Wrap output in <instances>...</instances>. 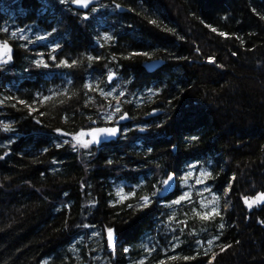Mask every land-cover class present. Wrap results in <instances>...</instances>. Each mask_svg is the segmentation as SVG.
<instances>
[{
  "label": "trees",
  "instance_id": "16d2710c",
  "mask_svg": "<svg viewBox=\"0 0 264 264\" xmlns=\"http://www.w3.org/2000/svg\"><path fill=\"white\" fill-rule=\"evenodd\" d=\"M4 42L13 53L0 66V264H264V205L244 203L264 192V0H107L87 12L71 0H0ZM154 58L165 64L148 71ZM113 88L131 117L119 139L85 149L56 131L112 125L117 100L99 90ZM171 172L174 193L141 209Z\"/></svg>",
  "mask_w": 264,
  "mask_h": 264
},
{
  "label": "snow or ice",
  "instance_id": "6c2138e0",
  "mask_svg": "<svg viewBox=\"0 0 264 264\" xmlns=\"http://www.w3.org/2000/svg\"><path fill=\"white\" fill-rule=\"evenodd\" d=\"M65 2H66V0H60V3H61V4L65 3ZM71 2L74 3V4H77V5L80 6V7H85V8H87V7L89 6L91 0H71ZM115 6H116V8H120V5H119V4H116ZM92 11L94 12L95 9L93 8ZM87 18H88V17H87V15L85 14L84 19H87ZM150 23H152V24H156L157 21H155V20H151ZM2 31H4V32L6 33V32H8V29H7V28H4ZM19 31H23V30L21 29V30H19ZM169 31H171V30L169 29ZM212 31H213V32H216L217 29L213 28ZM11 34H12L13 36H15V35H16V32H12ZM219 35L223 37V36H226L227 34L224 33V32H219ZM21 38L23 39L24 37H21ZM43 38H44V37H39V36L37 37V39H43ZM236 38H237V39H241V42L243 43L242 38H240V37H236ZM104 39H106V40H111L112 37H110V36H108L107 34H105ZM0 48H2L4 51H9L8 45H7L6 43L3 44V45H0ZM59 49H60V45L57 44V45L52 49V51H53V53H55V52L58 51ZM132 55H143V56H145V57H149V56H150V54H149L148 52H143V53H133ZM127 58L130 59L131 56H129V57H127ZM9 59H11L10 56H9ZM50 59L53 60V61H55V60H56V56H55V55H52V56L50 57ZM88 59H89V60H93V59L98 60V59H100V58H99V57H92V56H89ZM210 62H211V61H210ZM3 63H7V61L3 59V53L0 52V64H3ZM33 63H35L38 67H39V66H43V67L47 68V67L49 66L48 63H47L46 61H44L43 59H37V60H34ZM75 63H77V62H76V61H72V62L70 63L69 60H68L67 58H65V59H63V60L60 61V64H61V65H64V66H67V67H72V65L75 64ZM114 77H115V74H114V73H112V72H109V73H108V77H107V79H108V82H109L110 84L113 82ZM87 87H88L89 89H92L93 85H92V84H88ZM99 91H100V94H101L102 96H105L106 98H107V97H113L114 99L117 100V104H116V106L114 107L113 112L108 113L107 116L105 117V119H106L109 123L113 124V126L91 128V130H89V131H83V130H81V131H78V132H76V133H74V134H73V133L63 132V131L60 130V129H57V130H56V131H57L59 134H61V135H64V136H69V135H71L72 138H73L74 140H76L78 143H80L81 146H82L83 148H85V149H88V148L90 147V145H94V144H98V143H100V138H101L102 136L116 137V136H118V134L121 132V128L119 127V125L114 123V120H115L116 115L122 113V110H121V107H120V104H119V96H117V95L115 94V93H116L115 88H113L111 91H107V92H105V91L102 90V89H100ZM119 95L122 96V95H124V93H120ZM6 99H16L17 102H18L19 104L24 105L25 107H27V108L29 109V113H30V114H31V112L34 110L32 104H30L27 100L19 99V98H15V97H10V98H6ZM51 99H52V97H50V96H46V95H45V96H42V97L40 98V100H38V101H36V102H41V101H42V102L46 103V102H48V101L51 100ZM0 103H3V102L0 101ZM12 107H16V104H13ZM126 118H127V113H126V112H124V113H122V114L119 115V119H120V120H124V119H126ZM37 122L39 123V121H37ZM9 128H10V125H4V130H5V131H7ZM140 130L143 131V128H141ZM86 136H87V137H90V139H88V140H82V139H81V138L86 137ZM191 139H192L193 141H196V140L199 139V137L193 136V137H191ZM65 143H68V141H65ZM57 147H59V145H57ZM108 163L111 164L112 161L109 160ZM191 175H192V173L189 172V173L186 174V176H185L183 179H184V180H187V178H188L189 176H191ZM205 175H207L209 178H212V175H213V174H212V172H207V173L201 172V173H200L201 178H203ZM173 178H174V177H173V174H167V179L163 180L161 183H162L163 185H165V186H169V185H170V182L173 180ZM197 183H201V180H197ZM205 190L208 191V192H211V191H212V189H211V188H208L207 186H205ZM123 191H124L123 189L118 190V192H117V196H120L121 193H122ZM160 191H161L160 188H156L154 191L151 192V196H149V195H143V196H140V197H139V201H140V203H139V207H140L141 209L148 207V206L152 203L151 197H155V196H157V194H158ZM65 195H67V193H65ZM126 195H129V196H133V197H134V196H136L137 194H136L135 192H129V193L126 194ZM188 196H189L188 193H184V194L180 195L178 199H175V200L173 201V203H175V204H180L181 201H185L186 198H187ZM122 198H124V197H122ZM213 199L218 200L219 197L213 196ZM258 202H260V203H264V192H260L259 194L255 195V197L252 198L251 200H250L248 197H244V203H245L246 205H248L249 208H251L253 204L258 203ZM201 205L203 206V200L201 201ZM69 207H70V206H69ZM219 214H220V213H218L215 209H213V212H212L211 214L208 213V212H204L203 214L197 213V215H200V218L203 219V220H207V219H209V218H210V215H219ZM261 223H264V221H261ZM83 227H90V225H83ZM219 227H220L221 229H223V228H225V225H224L223 223H221V224H219ZM106 234H107V241H106V242H107V246H108L109 248L114 247V240H113L114 230H113V228L108 227V228L106 229ZM95 235H100V233H95ZM216 239L218 240V239H219V236H217ZM198 243H200V242H198ZM208 243H209V244H212V243H214V241L209 240ZM178 246H179V245H177V247H178ZM228 247H231V245H228ZM155 250H156L155 248L151 249V251H155ZM125 251H127V249H125ZM206 254H207V253H206ZM171 259L175 260L176 257H175V256H172ZM184 259L187 260V259H189V257H184ZM213 259H215V257H213ZM138 264H144V259L139 260V261H138ZM161 264H163V262H161Z\"/></svg>",
  "mask_w": 264,
  "mask_h": 264
},
{
  "label": "water",
  "instance_id": "95a60500",
  "mask_svg": "<svg viewBox=\"0 0 264 264\" xmlns=\"http://www.w3.org/2000/svg\"><path fill=\"white\" fill-rule=\"evenodd\" d=\"M103 1H107V0H91L89 6H88L87 8H85V7H80V6H78L77 4H74V3H72V2H71V6H72L74 9H76V10L83 11V12H87V10H88L91 6H93V5L97 4V3L103 2ZM119 5H120V4H119ZM117 10H118V12H125V11H127V8L124 7V6H122V5H120V8H117ZM85 14L88 16L87 13H85ZM5 43L8 45L9 51H4L2 48H0V52L3 53V59H5V58L7 57L8 54H12V53H13V46H12L9 42H4V43H2V44H0V45H3V44H5ZM164 64H165V60H164V59H162V58H154V59L148 60V61L146 62V64H145V67H146V69H147L148 71H154V70H156V69H159V68L163 67ZM2 65H3V64H0V66H2ZM162 112H163V110H159V109H158V110H154L151 114H152V115H158V114H161ZM126 113H127V112H126ZM130 121H131V117H130V115L127 113V118H126V119H124V120H120V119H118V125H119V127L121 128L122 125L127 124V123H129ZM109 126H113V125H98V126H94L93 128H96V127H109ZM143 131H144V129H143ZM143 131H141V132H143ZM121 134H122V129H121V132H120V133L118 134V136H116V137L102 136V137L100 138V143L95 144V145H102V144H106V143L113 142V141L119 139V138L121 137ZM169 174H173V177H174V178H173V180L170 182V185H169V186L162 185V189H161V192H160V193H161V196H168V195L174 193V191H175V189H176V187H177V178H176V174L173 173V172H171V173H169ZM165 179H167V177H166ZM165 179H164V180H165ZM250 200H251V199H250ZM256 204H258V205H264V203H260V202H258V203H256ZM113 240H114V247H115V244H116V233H115V230H114V234H113ZM114 247H112L111 249L113 250Z\"/></svg>",
  "mask_w": 264,
  "mask_h": 264
},
{
  "label": "rangeland",
  "instance_id": "374dc122",
  "mask_svg": "<svg viewBox=\"0 0 264 264\" xmlns=\"http://www.w3.org/2000/svg\"><path fill=\"white\" fill-rule=\"evenodd\" d=\"M111 112H113V111H110L109 113H111ZM107 114H108V113H107ZM107 114H105V117L107 116ZM117 115H118V114H117ZM117 115H116V117H117ZM116 117H115V118H116ZM89 139H90V137H89Z\"/></svg>",
  "mask_w": 264,
  "mask_h": 264
},
{
  "label": "flooded vegetation",
  "instance_id": "af4514ba",
  "mask_svg": "<svg viewBox=\"0 0 264 264\" xmlns=\"http://www.w3.org/2000/svg\"><path fill=\"white\" fill-rule=\"evenodd\" d=\"M118 119H119V117L117 118V121H116V123L115 124H117L118 123ZM128 124V123H127ZM113 125V124H112Z\"/></svg>",
  "mask_w": 264,
  "mask_h": 264
}]
</instances>
